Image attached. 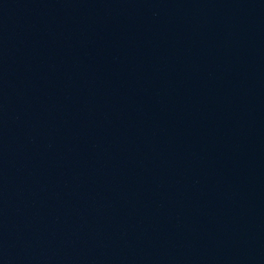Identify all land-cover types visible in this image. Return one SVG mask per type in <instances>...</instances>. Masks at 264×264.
Segmentation results:
<instances>
[{"label":"water","instance_id":"obj_1","mask_svg":"<svg viewBox=\"0 0 264 264\" xmlns=\"http://www.w3.org/2000/svg\"><path fill=\"white\" fill-rule=\"evenodd\" d=\"M0 264H264V0H0Z\"/></svg>","mask_w":264,"mask_h":264}]
</instances>
